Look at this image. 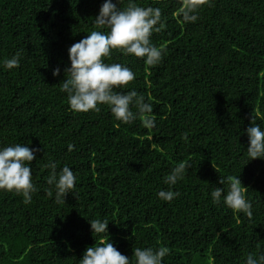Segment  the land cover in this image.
<instances>
[{
    "label": "trees",
    "instance_id": "trees-1",
    "mask_svg": "<svg viewBox=\"0 0 264 264\" xmlns=\"http://www.w3.org/2000/svg\"><path fill=\"white\" fill-rule=\"evenodd\" d=\"M103 2L0 0V147L37 149L31 201L0 189V264H78L101 239L132 264L137 247L168 248L162 264L264 255V159L248 161L245 132L264 129V0H134L160 9L150 42L162 57L148 66L111 50L105 62L133 71L115 91L135 90L152 105L151 129L116 120L104 104L74 112L60 91L68 48L94 30ZM16 54L19 66L4 69ZM49 162L76 176L60 202L46 182ZM180 162L188 168L170 188L163 178ZM228 176L240 179L251 217L213 202ZM169 189L178 193L170 202L157 197ZM94 219L109 222L106 233L92 232Z\"/></svg>",
    "mask_w": 264,
    "mask_h": 264
},
{
    "label": "clouds",
    "instance_id": "clouds-1",
    "mask_svg": "<svg viewBox=\"0 0 264 264\" xmlns=\"http://www.w3.org/2000/svg\"><path fill=\"white\" fill-rule=\"evenodd\" d=\"M121 0H104L99 13L93 20L94 30L68 48L70 66L64 70L65 79L60 83V91L66 93L67 102L74 112L99 111V104L107 105L113 117L123 123H129L137 118L145 128L155 127L152 115L153 107L145 102V98L135 90L124 92L115 91L117 87L126 86L133 81V71L119 63H106L105 58L110 56L111 50H118L124 54H132L143 58L148 66L156 65L161 57L162 50L150 42L155 26L160 22L159 8L141 7L128 0L127 6L118 7ZM195 17L185 15L186 21ZM99 29V30H97ZM19 54L3 61V68L11 70L19 66ZM60 69L55 68L52 75L58 76ZM135 108L133 112L131 109ZM248 138V161L256 158L264 159V129L258 124H251L246 130ZM71 150V146H69ZM37 149L28 144L16 143L0 147V189L15 191L22 194L25 202L31 201V193L35 191L31 182V170L28 162L35 158ZM49 169L47 184L55 190V200L60 202L74 188L76 176L73 171L64 166L57 171L53 162L45 165ZM188 168L185 162L177 163L163 178L166 185H175ZM227 183V190L216 187L211 192L214 203L222 202L233 211L252 215V204L244 195L238 177L228 176L220 180V184ZM52 196V191L48 192ZM178 193L172 190H161L157 197L170 202ZM108 221L94 219L89 221L90 228L95 234L107 232ZM168 248L152 247L133 250L135 264H162V259L168 254ZM78 264H132V260L122 255L113 243L101 239L94 246L87 247L78 260ZM246 264H264V255L254 258L249 255Z\"/></svg>",
    "mask_w": 264,
    "mask_h": 264
}]
</instances>
